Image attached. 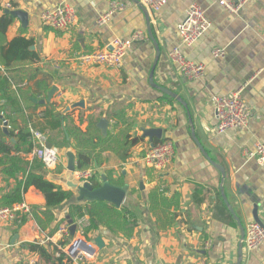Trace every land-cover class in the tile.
I'll list each match as a JSON object with an SVG mask.
<instances>
[{
	"label": "crops",
	"instance_id": "1",
	"mask_svg": "<svg viewBox=\"0 0 264 264\" xmlns=\"http://www.w3.org/2000/svg\"><path fill=\"white\" fill-rule=\"evenodd\" d=\"M112 1L125 8L98 26L97 19ZM0 2L27 14L26 27L13 19L6 33L0 34V48L23 37L32 42L30 50L38 57L36 62H15L8 68L0 60V77L9 79L5 96L0 92V140L4 144L0 208L9 205L7 199L28 172L43 175L73 194L60 206L47 208L43 194L29 187L21 202L31 207V217L19 224L0 225V264H49L29 246L39 244L58 257L79 239L92 245L93 256L71 264H236L240 232L219 188L223 186L244 229L253 222L255 205L264 224L259 204L264 197V164L247 155L256 142L264 141V0H247L238 16L229 15L214 0H165L157 14L138 0ZM63 3L74 11L75 23L63 30L42 25L40 15ZM192 4L204 11L210 26L196 44L185 47L176 28ZM148 24L160 50L153 83L180 101L149 84L156 49ZM136 32L144 40L126 51L120 69L80 64L82 55L110 50L114 39L128 40ZM176 47L187 60L205 66L201 80L186 81L170 64L168 53ZM217 48L225 51L224 59L211 56ZM53 87L57 92L46 102ZM235 92L250 106L252 118L242 131L216 134L210 99ZM80 102L82 107L72 108ZM45 116L51 123L60 120L61 127L53 130ZM102 119L108 121L105 135L97 127ZM4 122L8 135L2 131ZM37 124L57 152L53 170L30 156L31 140L19 141V133L30 134ZM142 128L161 129L162 138L172 141L174 156L164 171L143 164L142 155L151 142L142 138ZM191 134L223 168V180ZM67 152L75 156V162L78 153L85 154L90 160L87 169L96 174L99 184L103 174L113 185L128 186L119 209L105 202L75 201L76 190L68 183L82 181L67 170ZM74 205L96 220L86 226V237L70 229L79 218ZM97 237L104 244L102 249L93 243ZM208 240L211 245L206 248ZM84 247L81 244L78 249ZM241 264H264V242L253 252L242 246Z\"/></svg>",
	"mask_w": 264,
	"mask_h": 264
},
{
	"label": "built area",
	"instance_id": "2",
	"mask_svg": "<svg viewBox=\"0 0 264 264\" xmlns=\"http://www.w3.org/2000/svg\"><path fill=\"white\" fill-rule=\"evenodd\" d=\"M225 12L231 16H238L242 11L247 0H214ZM145 8L153 13H159L165 6V0H138ZM125 8V5L120 2L112 1L108 11L99 16L97 25H104L109 18L118 11ZM9 3L0 2V11L9 10ZM76 15L69 5L63 3L50 11H45L40 15V22L53 30H63L74 24ZM210 24L205 16L204 11L196 4L190 5L184 18L177 24V35L180 40V45L190 47L207 32ZM143 34L136 32L128 40L114 39L110 43V50H99L84 54L80 57V64L83 66H103L106 68L120 69L126 51L136 41H143ZM211 56L215 59H224L225 51L223 49H214ZM170 64L176 66L182 78L186 81L193 82L201 80L205 74V66L187 60L182 54L179 47L172 49L168 53ZM0 70L2 68L0 67ZM210 104L215 114V133L223 134L227 131L235 130L242 131L246 129L249 120L252 118L250 106L241 97L239 92L232 93L228 96H212ZM30 140L33 144L30 156L41 162L42 166L47 170L55 169L58 163L57 152L47 146L46 137L36 130L30 129ZM248 158H253L260 165L264 164V141L256 142L251 152L247 153ZM174 156V146L169 139H161L154 141L146 147L142 155V162L145 166L156 171H164L171 163ZM77 178L82 182H88L92 176L91 170L74 171ZM260 208L264 212V197L260 200ZM32 215L31 207L25 202H20L12 206L0 208V225L4 223H21L24 217L30 218ZM88 224L86 216H80L74 221L78 233L83 236L84 229ZM59 231H63L60 229ZM244 238L242 246L247 252H253L260 248L264 242V228L259 224L252 222L248 224L244 230ZM81 240V239H79ZM82 241V240H81ZM76 242V241H75ZM85 246L79 245L74 256L68 251L64 254L70 259L71 263H77L85 258L92 257L90 252L92 245L84 242ZM210 241L205 242V247H210ZM72 246V245H71Z\"/></svg>",
	"mask_w": 264,
	"mask_h": 264
},
{
	"label": "water",
	"instance_id": "3",
	"mask_svg": "<svg viewBox=\"0 0 264 264\" xmlns=\"http://www.w3.org/2000/svg\"><path fill=\"white\" fill-rule=\"evenodd\" d=\"M140 6V5H139ZM141 7V6H140ZM4 14H8L10 15L13 19H17L19 20V22L22 24L23 27H26L27 25V14L25 12H22L20 10H5L3 12ZM145 16L146 12H144ZM148 20V19H147ZM148 28V36L151 39L155 49H156V62L152 68L151 74H150V81L149 84L152 88H154L155 90H158L159 92L167 95L168 97H171L177 101H180V98L175 95L173 92H171L170 90H168L165 87L159 86V85H155L153 83V72L155 69V66L157 64V61L159 59L160 56V50L157 46V42L155 41V39H153L152 37V33H151V29L149 24L147 25ZM31 50H33V47H30ZM111 49V48H110ZM57 92L56 88H52L48 94H47V98H46V102H50L51 98L53 97V95ZM40 103H44V102H40ZM75 107H82V102L72 106V108ZM0 119H2V117L0 116ZM98 129L101 131V133L103 135L106 134V130L108 127V121L102 119L99 121L98 125H97ZM2 131L4 134L8 135L7 132V124L6 122L3 123V128ZM142 132V138H146L149 142L153 143L155 140H161L162 138V130L158 129V128H149V129H145L142 128L141 129ZM192 138L194 140V142L196 143L197 147L199 148L200 152L203 154V156L206 158V160L214 167L216 168L221 176H222V180L225 177V171L223 170V168L221 166H219L218 164H216L214 161L211 160V158L208 156V154L204 151L203 147L200 145V143L198 142V140L196 139V137L194 136V134H191ZM48 147H51V145L47 144ZM67 156V170L70 173H74L75 171V156L71 153V152H67L66 153ZM101 184L98 188H93L92 185L89 182H82V183H74V182H70L68 183V186L70 188H73L74 190H76L75 192V201L78 203L81 202H105L108 204H111L114 208L119 209L121 204L123 203L126 193L128 191V186L127 185H122V186H116L113 185L109 182V180L107 179V177L105 175H101ZM220 193H221V197L222 200L225 204V206L228 208L231 216L233 217V219L236 221L237 226L239 228V232H240V242L238 245V251H237V263L236 264H241V260H242V240L244 238V227L242 226L240 220L238 219L237 215L235 214L233 208L229 205L225 194H224V189L223 186H220ZM258 210H257V206L255 205L252 211V218H253V222L259 224L261 227L264 228V224L263 222L260 220V218L258 217L257 214ZM71 231H75L76 226L74 224H71L70 226ZM84 242L81 240L76 241L74 244H72V246L69 248L68 253L72 256L75 255L76 253V249L79 245L83 244ZM95 246L98 249H102L104 247V244L101 240V238L97 237L95 238L94 242ZM90 252H92V249L90 250Z\"/></svg>",
	"mask_w": 264,
	"mask_h": 264
},
{
	"label": "trees",
	"instance_id": "4",
	"mask_svg": "<svg viewBox=\"0 0 264 264\" xmlns=\"http://www.w3.org/2000/svg\"><path fill=\"white\" fill-rule=\"evenodd\" d=\"M4 11L5 10L0 11V34L3 35L6 33L8 27L13 23V18L8 14H4L3 13ZM31 45L32 42L30 40H27L23 37H16L7 44H5L4 46H2L0 48V60L3 66L5 68H8L13 63L21 62V61L36 62L38 60V57L34 51L30 50ZM8 84H9V79H7L6 77H0V92L3 97L6 94V88ZM45 119L50 124L53 130L59 129L61 127L60 120H55L54 122L51 123L49 122L46 116ZM35 127L37 129L36 131H38L39 133L42 134L44 132V129L42 128L41 124H37ZM27 139L30 141L29 133L27 134L19 133V141L22 140L24 142ZM32 148L33 146L32 144H30V150H32ZM3 149H4L3 141L0 140V150ZM14 150L16 149L14 148ZM89 165H90L89 158L83 153H78L77 160L75 162V168L77 169V171L88 170L87 167H89ZM95 176L96 174L92 172V176L88 180V182L92 185L93 188H98L100 184L97 181H95ZM31 186H33L43 194L47 208H54L60 206L64 202L71 200L73 197L72 192L64 191L56 187L53 183L45 180L43 175L36 174L33 172H28L24 182H20L18 184L16 191L11 196V198L7 199V202L9 204L7 206H12L15 203L16 204L20 203L22 200L21 199L22 194L25 193L26 190ZM72 209L78 213L79 217L83 216L84 213L80 206L74 205ZM87 215H88V224L91 225L94 224L96 220L94 219L93 215H91L90 213H88ZM86 228L84 232L85 237L89 231V229ZM29 248L32 251L37 252L39 256L49 264H71L70 259L64 253H60L58 257H53L49 253H47L46 250L43 247H41L39 244L30 245Z\"/></svg>",
	"mask_w": 264,
	"mask_h": 264
}]
</instances>
